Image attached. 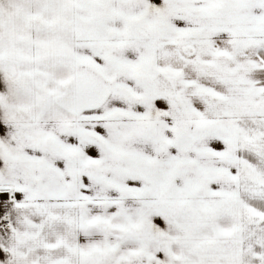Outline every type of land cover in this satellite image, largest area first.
I'll use <instances>...</instances> for the list:
<instances>
[{"label": "snow or ice", "instance_id": "1", "mask_svg": "<svg viewBox=\"0 0 264 264\" xmlns=\"http://www.w3.org/2000/svg\"><path fill=\"white\" fill-rule=\"evenodd\" d=\"M0 264H264V0H0Z\"/></svg>", "mask_w": 264, "mask_h": 264}]
</instances>
